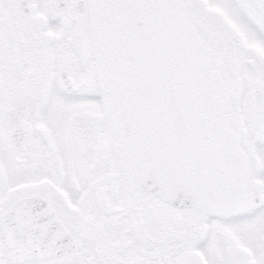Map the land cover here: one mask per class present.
Listing matches in <instances>:
<instances>
[{
  "label": "snow or ice",
  "instance_id": "1",
  "mask_svg": "<svg viewBox=\"0 0 264 264\" xmlns=\"http://www.w3.org/2000/svg\"><path fill=\"white\" fill-rule=\"evenodd\" d=\"M0 264H264V0H0Z\"/></svg>",
  "mask_w": 264,
  "mask_h": 264
}]
</instances>
